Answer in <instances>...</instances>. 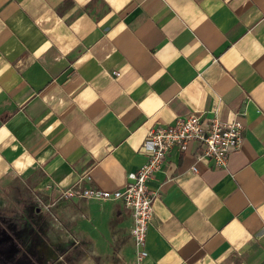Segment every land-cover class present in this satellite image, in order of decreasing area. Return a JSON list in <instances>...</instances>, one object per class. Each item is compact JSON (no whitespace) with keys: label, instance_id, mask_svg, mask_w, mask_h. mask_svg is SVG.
I'll list each match as a JSON object with an SVG mask.
<instances>
[{"label":"crops","instance_id":"crops-1","mask_svg":"<svg viewBox=\"0 0 264 264\" xmlns=\"http://www.w3.org/2000/svg\"><path fill=\"white\" fill-rule=\"evenodd\" d=\"M215 111L242 143L171 148L140 262L122 201L68 200L76 264H264V0H0V188H124L150 128Z\"/></svg>","mask_w":264,"mask_h":264},{"label":"built area","instance_id":"built-area-1","mask_svg":"<svg viewBox=\"0 0 264 264\" xmlns=\"http://www.w3.org/2000/svg\"><path fill=\"white\" fill-rule=\"evenodd\" d=\"M120 75L119 71L113 72ZM243 140V124L240 120H224L215 111L204 118L198 112L179 116L173 123L150 128L144 142L146 161L135 171L129 172V181L124 188L106 189L97 186H72L62 193L67 198H90L96 200H120L132 211L134 223L131 234L138 248V261L148 255L147 234L154 215L153 199L156 193L150 190V181L164 164L173 147L188 151L190 144L197 142L202 147L198 158H209L216 166H227L232 151ZM195 170V167H194Z\"/></svg>","mask_w":264,"mask_h":264},{"label":"rangeland","instance_id":"rangeland-1","mask_svg":"<svg viewBox=\"0 0 264 264\" xmlns=\"http://www.w3.org/2000/svg\"><path fill=\"white\" fill-rule=\"evenodd\" d=\"M69 199L21 179L1 187L0 264H76V238L66 226Z\"/></svg>","mask_w":264,"mask_h":264},{"label":"flooded vegetation","instance_id":"flooded-vegetation-1","mask_svg":"<svg viewBox=\"0 0 264 264\" xmlns=\"http://www.w3.org/2000/svg\"><path fill=\"white\" fill-rule=\"evenodd\" d=\"M2 258H0V262H2V260H1ZM4 262V261H3Z\"/></svg>","mask_w":264,"mask_h":264}]
</instances>
